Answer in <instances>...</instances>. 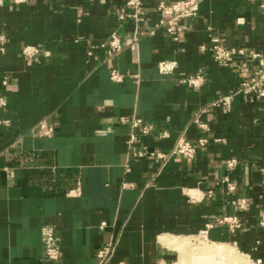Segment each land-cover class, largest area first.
Returning a JSON list of instances; mask_svg holds the SVG:
<instances>
[{
    "label": "crops",
    "instance_id": "1",
    "mask_svg": "<svg viewBox=\"0 0 264 264\" xmlns=\"http://www.w3.org/2000/svg\"><path fill=\"white\" fill-rule=\"evenodd\" d=\"M125 1L0 4V95L7 100L0 108V264H98V249L111 241L108 264H192L189 240L232 248L233 264H264L262 101L236 95L230 110L211 107L194 121L241 81L238 60L218 63L208 48L218 42L264 54V9L259 1L203 0L179 40L158 28L109 57L101 43L112 32L124 42L134 33L133 22L115 13ZM158 1L147 0V30ZM27 45L40 48L31 59L22 52ZM162 61L174 64L171 72L159 70ZM113 69L120 81L110 79ZM199 72L200 87L181 82ZM120 116L141 118L168 137H139L130 147ZM43 119L51 136L38 128ZM180 135L206 143L192 159L176 155L161 169L133 155V148L168 151ZM229 159L237 161L230 169ZM230 216L239 229L222 222ZM46 224L60 237L57 261L44 258Z\"/></svg>",
    "mask_w": 264,
    "mask_h": 264
},
{
    "label": "built area",
    "instance_id": "2",
    "mask_svg": "<svg viewBox=\"0 0 264 264\" xmlns=\"http://www.w3.org/2000/svg\"><path fill=\"white\" fill-rule=\"evenodd\" d=\"M10 1L15 4H23L28 3L29 0ZM202 1L203 0H176L171 3H167L163 0H159L153 9L158 16L157 22L154 24L152 29L147 30L143 28V22L146 20V17L150 12V9L146 6L147 0H126L124 6L118 8L115 13L118 21L133 22L134 33L131 40L124 42L115 32H112L108 40L105 41V43H101V46H106L108 56L112 57L114 54L125 48L135 49L141 36L152 35L155 29L158 28L165 30L173 40L177 41L179 40L181 34L188 29V25L183 21L198 15L199 5ZM248 1H259L260 7L264 9V0ZM0 4H2V0H0ZM4 43L5 38L3 35H0L1 52L4 51ZM208 50L212 53L213 59L218 63H226L234 59L238 60V66L241 69V81L237 86L219 95L207 106L201 107L195 115L194 121L199 122L198 120L200 115L206 113L211 107H220L225 110H230L236 95H242L251 102L261 100L262 110H264V54L247 48H239L236 51H233L223 43L218 42H214ZM39 51L40 48L31 45H27L22 49L23 55L29 59L36 56ZM158 68L163 73H169L174 68V64L162 61L158 64ZM110 79L113 81H120L122 79V75L113 69L110 72ZM8 82L9 76L4 75L2 85L6 86ZM181 82L190 87L198 88L204 82V74L199 72L195 75H189L182 79ZM6 104V98L0 95V108L5 107ZM118 120L120 123L126 124L129 127L128 139L130 147L139 137L152 135L158 139H164L168 137L169 134L167 130L158 129L153 124L146 123L141 118L135 116H120ZM199 125L203 127L206 126L205 124ZM38 128L44 136H51L53 134V126L49 125L45 119L39 122ZM136 130L138 132H136ZM205 143L206 139L201 138L193 144L186 140L183 135H180L176 139L173 147L168 151H162L159 149L136 150L133 148V155L140 158H150L156 163H159V169H161L166 162L176 155L192 159L195 155L196 145L202 146ZM236 164L237 161L235 159H229L226 161V167L228 169L233 168ZM221 182L226 186L227 192L234 190V184L227 179V177ZM148 185L149 183L147 186ZM240 206L244 208L243 203ZM222 222L227 224L231 231H235L241 227L239 219L234 216L224 217ZM261 224L264 225V219H262ZM105 226L106 222H102L99 227L103 229ZM41 241L44 249V258L48 261L59 260L61 257V245L60 237L56 232L55 225L46 224L42 227ZM114 250V241H111L99 248L96 255L98 258V264H108L113 256ZM256 263L261 264V261L257 260Z\"/></svg>",
    "mask_w": 264,
    "mask_h": 264
},
{
    "label": "bare ground",
    "instance_id": "3",
    "mask_svg": "<svg viewBox=\"0 0 264 264\" xmlns=\"http://www.w3.org/2000/svg\"><path fill=\"white\" fill-rule=\"evenodd\" d=\"M198 242V241H197ZM201 246L199 247V250H197L196 252L198 253V255H210L212 261H217L219 259H224L226 260H231L230 257H232L233 260H235L236 255L233 251L232 248H224V246H220V245H214V246ZM197 248V247H196ZM232 250V251H231ZM232 253L234 254V256L232 255ZM183 264H185V262H182Z\"/></svg>",
    "mask_w": 264,
    "mask_h": 264
},
{
    "label": "rangeland",
    "instance_id": "4",
    "mask_svg": "<svg viewBox=\"0 0 264 264\" xmlns=\"http://www.w3.org/2000/svg\"><path fill=\"white\" fill-rule=\"evenodd\" d=\"M189 243L187 244L188 245V248L191 250L190 253L191 255L193 256V261L192 264H214L216 261H212L211 259V256L210 255H206V254H203V255H198V253L196 252L197 250H199V247L205 245L207 246V244H200L199 242L197 241H192V240H189L188 241ZM204 246V247H205ZM197 247V248H196ZM232 251V250H231ZM234 251V250H233ZM232 255L234 256V254L232 253ZM209 259V260H208ZM231 260H226L225 263L227 264H233L232 262L236 260H233L232 257H230ZM236 259V258H235ZM183 262H185V260H183ZM234 262V263H235Z\"/></svg>",
    "mask_w": 264,
    "mask_h": 264
}]
</instances>
